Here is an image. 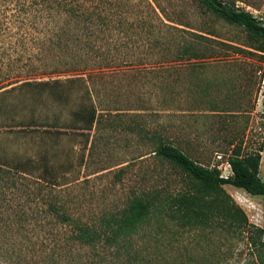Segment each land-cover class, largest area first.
<instances>
[{
  "label": "rangeland",
  "instance_id": "1",
  "mask_svg": "<svg viewBox=\"0 0 264 264\" xmlns=\"http://www.w3.org/2000/svg\"><path fill=\"white\" fill-rule=\"evenodd\" d=\"M217 1H233L264 20V0ZM90 5L103 18L97 64L65 72L59 53L46 46L43 61L54 58L48 64L56 72L41 66L20 75L25 67L14 53L0 61V163L23 167L28 179L45 168L59 180L51 191L24 179L16 188L0 185L14 196L0 205V224L13 233H0V264H257L250 234L214 224L188 229L167 216L149 217L115 248H91L71 242L67 228L58 229L45 212L47 201L58 198L70 215L97 222L116 216L133 193L178 189L179 171L152 155L160 140L227 176L229 142L255 144L264 125V51L241 26L195 0ZM183 43L199 56L178 58ZM42 80L48 83L35 82ZM90 105L99 113L86 140L76 112L84 116ZM258 175L264 181V138ZM222 188L262 228L264 241V196Z\"/></svg>",
  "mask_w": 264,
  "mask_h": 264
},
{
  "label": "trees",
  "instance_id": "2",
  "mask_svg": "<svg viewBox=\"0 0 264 264\" xmlns=\"http://www.w3.org/2000/svg\"><path fill=\"white\" fill-rule=\"evenodd\" d=\"M195 1L208 13L229 24L241 26L251 38L259 42L256 50L264 51V20H258L250 12L234 7L233 1ZM90 2L92 0H0V61L9 62L12 58L18 60L20 57V68L25 67L20 69V75L33 73L41 66L45 68L42 71L56 72L60 68H55L51 62L49 64L52 68H46L48 61L54 58L48 59L46 56L48 60L43 61L44 52L41 51L46 46L59 53L60 58L56 57V60L62 63L60 65L64 68L61 69L65 72L97 64L101 59L97 27L102 24L103 18L98 10L90 7ZM10 17L14 19L10 20ZM198 35L200 38L206 37ZM178 51V58L199 56L189 43H183ZM12 53L17 55L13 57ZM35 82L48 83L43 80ZM261 103L264 106V100ZM98 113L93 105L89 106L84 116L76 112L81 117V123L77 126L81 131H86L81 132L86 135V140L87 131L92 128L93 122L97 123ZM259 133V141L246 147L242 145V138L229 142L226 162L230 174L226 177L220 176L215 169L196 163L177 147L160 140L153 145L152 155L179 171L181 185L178 189L168 190L162 185L133 193L116 216L110 215L97 222L83 221L70 215L58 198L47 201L45 212L53 217L58 229L67 228L66 236L71 242L91 248H115L149 217L161 219L167 216L174 225L188 229L208 228L214 224L227 231L231 230L233 234H250L248 238L253 249L251 258L257 264H264V241L259 238L262 228L249 223L243 210L222 188L223 184H229L251 195L264 196V181L258 175L264 125ZM3 165L6 164L0 163V185L4 187L16 188L19 179H24L51 191L59 183L56 175L48 173L45 168L28 179L31 174H26L23 167ZM121 171L118 169L115 175ZM13 199L14 196H6L0 186V205H6ZM6 231L13 234L9 225L3 222L0 224V233Z\"/></svg>",
  "mask_w": 264,
  "mask_h": 264
},
{
  "label": "built area",
  "instance_id": "3",
  "mask_svg": "<svg viewBox=\"0 0 264 264\" xmlns=\"http://www.w3.org/2000/svg\"><path fill=\"white\" fill-rule=\"evenodd\" d=\"M225 164L229 167V165H228V163H227L226 161H225ZM229 170H230V168H229ZM229 174H230V172H229ZM229 174H228V175H229ZM228 175H227V176H228ZM220 176H222V175H220ZM222 177H226V176H222Z\"/></svg>",
  "mask_w": 264,
  "mask_h": 264
}]
</instances>
